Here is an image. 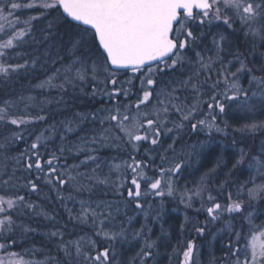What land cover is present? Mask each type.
I'll return each mask as SVG.
<instances>
[{"label":"snow or ice","instance_id":"snow-or-ice-1","mask_svg":"<svg viewBox=\"0 0 264 264\" xmlns=\"http://www.w3.org/2000/svg\"><path fill=\"white\" fill-rule=\"evenodd\" d=\"M22 9L36 14L21 19L17 10ZM41 20L47 23L39 29L38 38L35 25ZM206 26L222 27L223 31L212 33L208 42L211 29ZM241 34L250 50L230 52L234 42L229 37ZM25 46L32 51H17ZM41 48L45 49L42 53ZM260 48H264V0H0V82L7 84L37 64L44 70L43 79L30 86L29 94L13 97L5 93L9 98L0 99V264H61L50 255L38 258L41 250L35 245L9 251L19 246L17 230L25 234L36 231L17 223L19 216L27 211L49 218L27 198L39 194L42 186L55 191L57 199L65 202L69 218L89 226L92 233L74 240H64L59 229L48 233L50 238L60 237L57 251L63 253V264H123L115 259L118 241L139 244L128 264H158L159 238L152 239L147 221L161 218L163 200L152 215L151 202L145 203L148 196L178 197L186 208L199 200L196 211L206 216L203 224L194 225L198 236L205 235L208 225L225 213H242L252 201L264 203V135L258 148H237L233 139L235 159L227 175L233 169L243 174L245 165L249 175L239 183L235 198L228 193L227 203L212 195L215 166L193 181L191 188L188 182L178 187L192 158L199 161L206 155V142L189 144L185 133L189 138L205 131L210 136L213 132L228 135V121L221 127L218 120L230 109L245 117L235 132L253 138L264 133V118H260L264 117V63L250 67L248 60L249 56L255 58ZM121 75L126 78L121 80ZM242 77H247V86ZM134 80L139 81L138 86ZM84 85H91V91L85 93ZM77 89L93 99L98 94L107 97L108 106L91 112L72 111L65 97L70 91L75 96ZM53 103L62 104L71 114L56 121L53 109L47 107ZM97 121L99 127L90 129L91 135L85 132L69 141L70 135L84 131L85 123ZM39 123L46 126L47 135L44 129L35 131ZM57 136L59 145L49 151L48 143ZM166 137L171 142L165 146ZM20 143L25 147L13 153ZM144 143L149 146L140 153ZM122 145L127 146V159L101 160L96 155L99 148ZM66 153L83 159L71 165L63 163ZM220 164L227 166L217 158ZM105 167L107 172H103ZM18 171L24 175L17 176ZM226 183H220V192ZM98 186L119 199L93 200L91 195ZM66 188H70L67 196L63 194ZM84 192L90 196L78 201L79 210L69 209L66 202L76 201L73 193ZM245 192L247 204L241 199ZM128 210L133 215H128ZM139 214L145 222L133 228ZM257 218L248 212L238 228L226 225L234 239H229L224 264H264V245H241L248 233L259 230L264 234V222L254 223ZM180 227L183 231L185 225ZM197 253L194 240L182 239L173 246L169 260L179 254L178 264H198Z\"/></svg>","mask_w":264,"mask_h":264},{"label":"trees","instance_id":"trees-1","mask_svg":"<svg viewBox=\"0 0 264 264\" xmlns=\"http://www.w3.org/2000/svg\"><path fill=\"white\" fill-rule=\"evenodd\" d=\"M23 3H27L28 0H21ZM36 11L33 10H17V15L21 17V19L26 18L30 15H35ZM47 21L41 20L40 22L36 23V35L39 38V29L46 24ZM206 28H210L211 31L207 34V41L210 42L212 39V33H216L218 31H223L222 27L216 26H206ZM229 39L233 41V46L229 49L230 52L235 50V38L234 36H230ZM32 47H36L32 45ZM44 48L40 49V52H44ZM17 51L20 52H31L32 48L25 46L23 48H18ZM12 54V53H10ZM30 58V57H29ZM44 57L41 56V63H43ZM13 62H20L22 60H14ZM48 67L51 66V60L48 61ZM58 66V65H57ZM43 69L40 67V64H37L35 68L31 69L28 73L21 72L18 77L14 78L12 81H9L7 84L0 82V99H7L10 96H18L21 93L24 95L29 94V89L32 84H35L38 79H43ZM126 77L125 75H121L120 79L124 80ZM133 83L138 86L139 81L134 80ZM85 93L91 91V85H84ZM135 91V89H133ZM8 93L9 95H5ZM85 93H81L79 89L76 90L75 96L72 95L71 91L68 97H65L66 101L70 100L72 111L74 112H91L95 111L96 109H100L102 107H107V97L102 95H97L95 99L91 96L86 95ZM36 95L35 92L32 93ZM55 95V93H53ZM135 99V96L132 97ZM127 103L128 101H124ZM53 109L51 115L56 121L61 120L65 115H70V112H65L63 105H56L53 103L51 106H47ZM235 108V106H233ZM41 114V113H36ZM101 115H105V113H101ZM245 117L241 116V113L238 111H233L232 109L226 115L219 117L218 123L221 127L224 126V121L227 120L229 127L227 129L228 135H224L223 133H215L213 132L211 136L205 131L200 132L191 136L190 138L187 136V133L184 134V138L187 140L189 144L196 143L197 141H204L206 142L207 146L204 148V152L206 155L202 156L199 161L195 157L192 158L191 167H186L184 172L181 174V178L178 180V187H184L185 183H187L188 187L193 186V181L198 180L202 173L212 169L214 166L216 167V172L211 178L210 187L212 189V195L217 197V201L221 203H227V195L229 192L233 194V198H235V191H236V181L241 176L240 169H233L231 175H227L229 169L232 168V162L235 159L234 149L232 148V141L235 139L237 141L236 147L239 148L241 146L248 147L252 146L253 148H257L260 139L264 133H257L253 138L251 135L245 133L241 134L239 132H235L234 129L238 128L242 125V121H244ZM53 122L52 119L48 120V124ZM170 126V125H169ZM99 122L97 121L95 124L91 122H87L83 125L84 131L77 132L74 135L69 136V141H76L78 136L83 135L85 132L88 135H91L90 129L98 128ZM107 127V125H105ZM41 129L45 130V135L48 134L46 126L43 123H39L35 126V131H40ZM33 129L29 127V131ZM165 146L167 143L171 142L169 138H164ZM241 140L245 141V144L241 145L239 142ZM29 143L31 141H28ZM183 143V141H181ZM60 140L59 137H53V140L48 143L47 148L49 151H53L59 145ZM149 145L144 143L139 151L140 153L144 152V149L147 148ZM25 147L24 143H20L18 147L13 149V153L19 150H22ZM41 151H44L42 148ZM128 149L126 145H122L120 148L106 146L103 148H99L96 155L100 157L101 160L105 159H112L113 157L118 158L119 160L127 159ZM64 157L61 158L63 163H67L69 165L78 163L80 159H83V156L75 157V154H68L66 153ZM140 158V157H137ZM217 158H222L223 161L226 163V167L224 164L217 165ZM47 159V156L44 157ZM158 160L159 158L156 157ZM99 162V161H98ZM89 168L92 167L90 164ZM246 169V165H245ZM80 171H85L84 168H81ZM103 172H107V168L103 169ZM151 175V172H149ZM17 176H22L24 173L17 172ZM6 178V177H5ZM222 181H226V186L222 192L218 190V186ZM23 181H21L22 183ZM70 188H66L63 190V194L67 196L69 194ZM107 192V195H103V193ZM21 195L25 194V191L20 192ZM57 193L55 191H50L49 187L42 186L41 191L39 194L32 193L27 198L31 201H34L40 208L37 211H41L46 213L49 218H45V215H36L32 212H25L23 215L17 218V223H22L25 225L30 226L31 228L35 229V232L32 233H23L21 230L16 231V239L19 242V246H14L9 249L11 252H20L22 249L31 248L35 245L36 248L40 249L41 252L38 258L43 259L45 256H53L56 257L58 260L61 261L63 264L64 256L63 253L57 251V244L60 241V237L57 236L55 238H50L48 233L51 231H55L59 229L61 232L64 233V240L69 239H76L80 235L88 234L91 235V230L89 226L82 225L76 220H71L69 218L68 212L65 210L64 203L61 200L57 199ZM76 195V201H68L67 207L69 209L74 208L76 211L79 210V203L80 199H88L90 194L84 192L82 195ZM126 195V192H125ZM207 195V194H205ZM93 200L97 199H105V200H117L119 197L117 195H113L109 189L105 188L104 186H98L95 192L91 195ZM161 199L163 200V212L161 213V218L159 220L153 221L151 218L148 219L147 223L148 226L152 229L151 237L152 239H158V248L156 251L159 253L157 260L158 264H173L176 262V255H173L172 260H169V255L173 253V246L177 245L179 241L188 240L189 238L192 239L193 236L197 235L198 243H202L206 238V241L210 244V251L212 254L216 253L217 251V242H224L227 244L229 239L231 238L230 235L232 233H227L223 235L220 239H213V235L215 234L211 232V230L215 229L213 223H210L207 228V236H198L195 232L194 225L200 226L204 223L206 213L205 212H197L196 209L200 207L199 200L193 203L192 208H186L183 204L179 202V198L173 197H163L157 198L153 196H148L145 200V203L151 202L153 206L152 215L156 214V210L159 209L161 204ZM252 204L255 208H262L264 210V203L259 201H252ZM119 207L123 208V204H120ZM76 211L73 212V215L76 214ZM128 215H133L132 210H128ZM185 217H188L186 220ZM242 214L239 213L237 219H235V223L233 225L235 227L240 226ZM122 217H118L120 219ZM224 220H226V216L223 215ZM145 222V218L143 214H139L136 216V220L134 221L132 227L139 228L142 223ZM181 224H184L185 227L183 231H181ZM232 224V223H231ZM161 226H163L164 232H161ZM193 230V236L187 233V230ZM115 248L117 251L116 260L123 262V264H128L129 259L135 255L136 251L139 248V244L133 241L131 244L124 243V242H116ZM218 252V251H217ZM179 255V254H178ZM224 264V260L222 261Z\"/></svg>","mask_w":264,"mask_h":264},{"label":"flooded vegetation","instance_id":"flooded-vegetation-1","mask_svg":"<svg viewBox=\"0 0 264 264\" xmlns=\"http://www.w3.org/2000/svg\"><path fill=\"white\" fill-rule=\"evenodd\" d=\"M234 38H235V50L236 51L239 50L240 52H242V51L244 52V50H246V49L250 50V45H245L243 43L244 38H243L242 34L239 36H234ZM237 45L239 46L238 48H237ZM240 46H241V48H240ZM262 53H264V48L258 49V51L255 55V58H253L251 56L248 57V60L250 61V64H249L250 67L253 65H255L256 67H259L262 63H264V55H262ZM256 74L260 75L259 72H257ZM243 82H247L246 77L245 78L242 77V83ZM241 116L244 117L243 114H241ZM245 203L247 204L248 201ZM246 208H249V207H245V209ZM249 210H250V208H249ZM241 214H243V212ZM220 224H221V221L217 222L216 227H215L216 231L220 228ZM192 231L193 230L188 229L187 233L191 234L193 236ZM206 234H207V230H206L205 235H203V237H206L207 236ZM206 238L204 239V241L202 243H198L197 235L193 236V238L191 239V240H194V242L196 243L197 248H198V253H197L198 264H222L223 257L225 256V252L227 251L226 244L224 242H220V243L217 242L218 243L217 244V251L218 252L216 251V253L212 254L210 251V244L206 241ZM243 241L244 240L241 241V244L243 243ZM178 258H179V255H177L176 262H174L173 264H178Z\"/></svg>","mask_w":264,"mask_h":264},{"label":"rangeland","instance_id":"rangeland-1","mask_svg":"<svg viewBox=\"0 0 264 264\" xmlns=\"http://www.w3.org/2000/svg\"><path fill=\"white\" fill-rule=\"evenodd\" d=\"M242 41V40H241ZM240 48H241V46H240ZM246 50H244V52H245ZM232 52H236V50H233ZM243 52V51H242ZM238 66V65H237ZM234 70V69H233ZM245 78V77H244ZM247 78V77H246ZM244 84H245V86H247V82H243ZM242 114V113H241ZM260 118H264V117H260ZM243 123H245V119H244V121H242V124ZM257 148H258V146H257ZM248 172H247V170L245 169V171H244V173L243 174H241V176L238 178V180L236 181V190H237V188H238V186H239V183H241V182H243L245 179H247V177H248ZM235 193H236V191H235ZM241 199H244V200H247V193L245 192L243 195H242V197H241ZM249 208H250V210H249ZM249 208H246V209H244V211H243V216H245V215H247V213L248 212H253L254 213V215L255 216H257L258 218L257 219H255L254 220V223H256V224H260L261 222H264V215H260V213L262 212V211H264V210H262V208H260L259 210L258 209H256L254 206H253V204H252V202H251V206H249ZM225 215V214H224ZM232 215H236L237 216V213H233V214H231V216L229 215L227 218H229V220L231 219V220H233V218H234V216H232ZM235 216V217H236ZM220 221V220H219ZM224 221V220H223ZM225 221H227V220H225ZM218 222V221H217ZM217 222H215V223H213V225L215 226V224L217 223ZM226 224H228V223H226ZM226 225H224V226H221L217 231H216V234L217 233H221L220 235L221 236H223V235H225L226 234V232L227 233H229V230H228V227L226 226ZM247 230V229H246ZM231 233V232H230ZM218 235V234H217ZM216 235V236H217ZM230 237H231V239H234V233H232V235H230ZM213 238H214V236H213ZM246 242V243H245ZM249 242H251V243H253V244H255L256 246H257V248H259L260 246H262V245H264V234H260V232H259V230H257V232L256 233H248L247 235H246V237H245V239H244V241H243V243L241 244V245H244V244H247V243H249ZM197 261H198V259H197Z\"/></svg>","mask_w":264,"mask_h":264}]
</instances>
